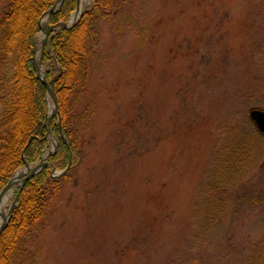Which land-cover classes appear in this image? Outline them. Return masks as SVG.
<instances>
[{
  "label": "rangeland",
  "instance_id": "obj_1",
  "mask_svg": "<svg viewBox=\"0 0 264 264\" xmlns=\"http://www.w3.org/2000/svg\"><path fill=\"white\" fill-rule=\"evenodd\" d=\"M260 2L110 0L75 104L78 115L94 112L89 130L77 124L83 160L28 235L27 264L33 256L37 264H251L264 210L245 207L211 224L206 212L219 144L237 124L253 128L250 110L264 111ZM7 4L0 0V19ZM94 4L83 0L80 18ZM2 42L0 29V121L11 77ZM47 131L39 158L23 160L31 169L57 150ZM26 171L23 163L8 182ZM263 171L264 154L247 181L255 185Z\"/></svg>",
  "mask_w": 264,
  "mask_h": 264
},
{
  "label": "trees",
  "instance_id": "obj_2",
  "mask_svg": "<svg viewBox=\"0 0 264 264\" xmlns=\"http://www.w3.org/2000/svg\"><path fill=\"white\" fill-rule=\"evenodd\" d=\"M6 1L7 9L0 19V29L3 31L2 56L10 64L11 77L0 121V190L23 166V160L36 161L46 144V89L36 76L32 58L34 40L41 31L39 20L57 0ZM260 1L261 23L264 0ZM94 2V7L84 12L72 28L52 31L48 36L42 63L46 80L54 79L59 112L50 122V133L57 140V150L48 158V165L28 179L21 189L9 223L0 234V264H27L31 256L25 247L28 235L43 221L62 187L82 163L84 142L77 124L87 121L85 128L89 130L94 112L87 107L78 115L75 104L86 91L91 73L90 59L95 46L92 42L98 37L97 16H106L111 9L110 0ZM76 5L77 0H63L59 9L49 15L48 25L56 27L65 23ZM260 95L264 101V90ZM239 128L242 129L241 124L228 131L215 151L212 162L216 163L206 212L210 224L245 207L252 211L264 210V174L256 179L255 185L247 181L263 157L264 135L254 126L244 131L245 134ZM70 156V167L65 175L53 178L52 167L65 170ZM230 193L236 195V202H224L223 196ZM251 249V264H262L264 233ZM30 261V264H37L34 256Z\"/></svg>",
  "mask_w": 264,
  "mask_h": 264
},
{
  "label": "water",
  "instance_id": "obj_3",
  "mask_svg": "<svg viewBox=\"0 0 264 264\" xmlns=\"http://www.w3.org/2000/svg\"><path fill=\"white\" fill-rule=\"evenodd\" d=\"M62 1L63 0H57L53 4V6L41 16V18L39 20V25H40V28H41L43 33H42V37L38 43L39 44V49H38L39 55L37 58H36V51H37V46H36L37 44L36 43H35V49L33 52L34 53L33 67H34V70L36 72V76L40 80L42 85L45 87V89L47 91V96L49 97V99L51 100L52 105H53V111H51L49 113V115L47 116L46 121H45V126L47 129H49L50 121L53 118L57 117L58 103H57L56 95L53 92L54 79L51 80L50 82H47L46 77H45V72L43 69V65H42V57H43V53H44V47H45V44L47 42V37L49 36L50 32L55 29L54 26H48L47 25L48 17H49V15L55 13L58 10ZM79 6H80V1L78 0L77 5H76V9H75L74 14H73V15H75L73 22L69 21L68 24H66V25L65 24H59L57 27L62 28V29L72 28L78 22V20L81 16V12L79 11ZM72 16H71V18H72ZM44 19L46 20L45 25L42 24V21ZM248 117H249L250 121L252 122V124L254 125L257 132L261 135H264V111L259 110V109H252L248 112ZM59 126H61L60 122H59ZM44 160H45V158L42 157L39 164L34 165L32 169L30 168L31 167L30 165H28L27 163L24 162V167L26 168L27 171L24 172L23 174H19V175L14 176L7 183V185L0 191V200H1L2 197L11 188H13L14 186L18 188L17 195L15 196L13 203L11 204V206L8 210L7 216L3 217L2 223L0 225V234L8 225L12 209L18 202L19 193H20L21 189L23 188L25 182L28 179H30L31 177H33L34 175H36L43 167H46L48 165V163L44 162ZM70 162H71V156L69 158V164H68L66 170L70 167ZM66 170L59 173L52 167V173H54V177H62L63 174L66 172ZM20 179H21V181H20ZM0 217H2V216L0 215Z\"/></svg>",
  "mask_w": 264,
  "mask_h": 264
},
{
  "label": "bare ground",
  "instance_id": "obj_4",
  "mask_svg": "<svg viewBox=\"0 0 264 264\" xmlns=\"http://www.w3.org/2000/svg\"><path fill=\"white\" fill-rule=\"evenodd\" d=\"M82 2H83V0L80 1V6H79V11H80V12L82 11V7H83ZM74 17H75V15L72 16L70 22H73V21H74ZM42 24H43V25L46 24V20H45V19L42 21ZM41 37H42V35L39 37V39H38V41H37V45H36V46H37L36 58H37L38 55H39V51H38V49H39V44H38V43H39V40L41 39ZM50 109L52 110V106H50ZM44 156H45V155H44ZM13 191H14V189L11 188V189H10V190H9V191H8L3 197H2V199L0 200V215L2 216V217H0V225H1V223H2L3 217H5V216L7 215V213H8L7 208H8L9 198L12 197V195H13Z\"/></svg>",
  "mask_w": 264,
  "mask_h": 264
}]
</instances>
